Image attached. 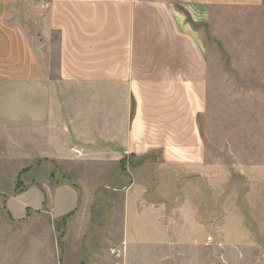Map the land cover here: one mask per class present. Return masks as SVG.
Here are the masks:
<instances>
[{
    "label": "crops",
    "instance_id": "obj_1",
    "mask_svg": "<svg viewBox=\"0 0 264 264\" xmlns=\"http://www.w3.org/2000/svg\"><path fill=\"white\" fill-rule=\"evenodd\" d=\"M223 8L264 0H0V127L21 131L24 160L85 179L122 163L123 233L129 219L151 231L166 204L184 207V170L204 166L202 31ZM70 189L76 205L90 191L54 192Z\"/></svg>",
    "mask_w": 264,
    "mask_h": 264
},
{
    "label": "rangeland",
    "instance_id": "obj_2",
    "mask_svg": "<svg viewBox=\"0 0 264 264\" xmlns=\"http://www.w3.org/2000/svg\"><path fill=\"white\" fill-rule=\"evenodd\" d=\"M202 32L205 162L184 170V207L166 204L151 231L129 219L123 233L122 163L85 179L24 160L21 131L0 127V264H264V9H218ZM86 183L78 205L73 190L54 192L70 185L81 198Z\"/></svg>",
    "mask_w": 264,
    "mask_h": 264
}]
</instances>
